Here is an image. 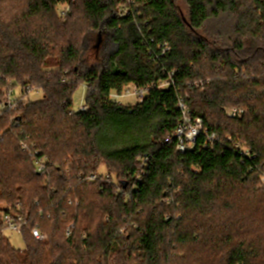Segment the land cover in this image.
<instances>
[{"label":"trees","instance_id":"obj_1","mask_svg":"<svg viewBox=\"0 0 264 264\" xmlns=\"http://www.w3.org/2000/svg\"><path fill=\"white\" fill-rule=\"evenodd\" d=\"M185 1L0 0V264H264V0ZM91 34L115 48L88 62Z\"/></svg>","mask_w":264,"mask_h":264},{"label":"built area","instance_id":"obj_2","mask_svg":"<svg viewBox=\"0 0 264 264\" xmlns=\"http://www.w3.org/2000/svg\"><path fill=\"white\" fill-rule=\"evenodd\" d=\"M28 91L29 93L31 92L30 88L27 89V92ZM13 93H14V89L10 92L9 98L11 104L14 105L16 103V100L12 98ZM128 94L138 96L141 101L146 93L145 90L143 89L139 90L134 86H129L127 89H125L122 92V95L114 94L113 99H116L118 101L120 97L128 96ZM179 106L182 111V118H181L182 122L176 129L174 135L178 139L177 149H179L180 152H187L189 149L194 147L195 143L201 136V132L203 131L204 128L203 120L198 118L197 119L192 118V116L190 115L189 107L186 106L183 101L179 103ZM86 109H87V105L85 104V106L81 107L80 111H86ZM242 113H243L242 110L231 108L227 112V117L228 118L240 117ZM214 138L215 136L212 135L211 139L214 140ZM35 166L39 172H45L48 170L45 159H39V158L36 159ZM95 179H96L95 176H89L86 181H94ZM25 224L26 223L20 216L17 218V220L13 219L10 215L5 216L6 231L19 234L24 229ZM32 235L37 241L44 242L47 239L46 235H44L40 231L39 226L33 228Z\"/></svg>","mask_w":264,"mask_h":264},{"label":"rangeland","instance_id":"obj_3","mask_svg":"<svg viewBox=\"0 0 264 264\" xmlns=\"http://www.w3.org/2000/svg\"><path fill=\"white\" fill-rule=\"evenodd\" d=\"M176 4L179 7V9L181 10V12H183L186 16L188 15V5H186V1L185 0H176ZM60 11L63 12L64 16L67 14L68 12V8L65 6H61L60 7ZM111 37L107 34H103V35H94L91 34L90 36H88V39L86 41V58H88V62H90L91 60H89L90 58L93 57V55H95V52H100L101 54L105 55L108 53H111L112 50L115 48V45H111ZM22 94V88L21 87H17L14 89V93L12 95V98H14L15 100L19 99V97ZM74 96V106H73V110L74 111H80L81 107L85 106L86 104V98H87V87L85 86H80L76 89V91L73 94ZM31 101L36 102V101H41L42 100V94L38 91H31L29 93V96ZM140 101V98L138 96L135 95H129L128 96H122L118 99V102L121 103L122 105H128V104H136ZM17 103V102H16ZM15 103V104H16ZM17 107V106H16ZM3 109V106H0V111ZM105 171V169H101V171ZM67 233L69 234L70 231H67ZM6 236L9 238L12 246L17 249V250H24L25 249V241H23V237L22 235L19 234H15L9 231L5 232ZM45 235V234H44ZM47 237V236H46Z\"/></svg>","mask_w":264,"mask_h":264}]
</instances>
